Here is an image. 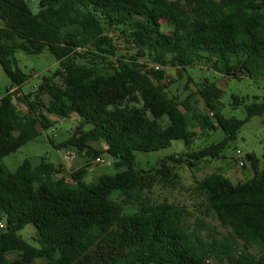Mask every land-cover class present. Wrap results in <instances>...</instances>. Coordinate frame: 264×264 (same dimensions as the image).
<instances>
[{"label":"trees","instance_id":"1","mask_svg":"<svg viewBox=\"0 0 264 264\" xmlns=\"http://www.w3.org/2000/svg\"><path fill=\"white\" fill-rule=\"evenodd\" d=\"M18 50H49L60 64L22 96L28 116L14 104L28 81ZM201 63L226 77L264 79V0H0V64L12 81L0 99V264H210L211 255L216 264H264V168L254 154L247 156L252 178L236 184L214 172L197 183L201 201L191 205L153 202L150 180L137 169V151L173 141L191 150L194 128L219 129L225 138L187 152L189 164L218 159L252 117L264 114L263 98L246 106L245 120L226 118L224 91L208 80L183 101L172 97L163 67L171 64L183 77ZM196 96L207 113L183 111ZM73 115L77 131L57 147L84 157L78 169L26 160L11 172L3 164L38 137L29 117L47 130L51 116ZM105 155L115 171L87 180L93 161ZM191 208H204L224 231L205 236L191 223ZM29 224L39 246L20 235Z\"/></svg>","mask_w":264,"mask_h":264},{"label":"rangeland","instance_id":"2","mask_svg":"<svg viewBox=\"0 0 264 264\" xmlns=\"http://www.w3.org/2000/svg\"><path fill=\"white\" fill-rule=\"evenodd\" d=\"M35 13L38 12V4L32 6ZM163 29L169 33L171 28L164 22ZM120 52H124L126 45L122 40H117ZM18 68L28 76V81L14 93V104L17 106L20 115L28 116V110L22 101V96L38 88L43 77L51 76L60 69V64L56 57L45 50L38 55L27 54L21 50L16 52ZM166 72V82L169 85V93L179 101H183L190 93H195L206 80L215 82L224 94L220 100L222 113L226 118L245 120L247 118L246 106L254 101H262L264 98V79L252 80L247 76L226 77L211 70L207 65L201 63L195 67H189L187 72H183V77H179L177 67L169 64L163 67ZM12 81L5 73L0 64V99L7 94ZM235 98H239L244 103L235 104ZM183 111L190 113H207L200 96H196L192 104L182 107ZM29 122L37 125L39 135L36 139L22 146L18 151L3 158V164L9 171L14 172L23 162L29 160L34 166L44 160L56 165L67 164L66 172L78 169L84 163V157L77 152H72L70 148H58L59 143L70 138L77 130L80 119L73 115L70 119H61L51 116L54 124L47 130L41 129L38 122L29 117ZM196 133L194 144L191 150L207 147L214 143H219L225 138L221 130L203 132L199 128L193 129ZM104 146V145H103ZM187 150L181 141H173L168 148L154 151H137V169L150 180L151 186L148 190L149 197L155 203L169 202L180 205H191L200 202L196 192L197 183L204 177L214 173L223 172L234 183H241L255 174L252 163L248 160L249 154H254L257 159V168H264V114L252 117L238 132L236 138L229 142L221 153L220 158H206L200 162H194L191 166V159L186 156ZM176 155L177 160L173 161L168 156ZM104 164H93L87 174V180H93L96 176L113 173L114 160L108 156H103ZM244 161L246 165L241 166ZM192 217L190 221L193 225H202L201 232L217 236L218 232H223V228L218 224L214 216L206 212L204 208L198 210L191 208ZM36 228L29 224L20 231V235L29 243L39 246L36 241ZM11 257L14 254L10 255ZM210 264L218 263V259L213 255L209 256ZM35 264H45L39 260Z\"/></svg>","mask_w":264,"mask_h":264},{"label":"built area","instance_id":"3","mask_svg":"<svg viewBox=\"0 0 264 264\" xmlns=\"http://www.w3.org/2000/svg\"><path fill=\"white\" fill-rule=\"evenodd\" d=\"M159 68H160V66H156V69H159ZM96 162H97L98 164L103 165L105 161H104L103 158H97V159H96ZM240 165H241V166H244V165H246V164H245L244 161H241V162H240ZM0 228H4V224H3L2 222H0ZM208 262H210V260H208Z\"/></svg>","mask_w":264,"mask_h":264},{"label":"crops","instance_id":"4","mask_svg":"<svg viewBox=\"0 0 264 264\" xmlns=\"http://www.w3.org/2000/svg\"><path fill=\"white\" fill-rule=\"evenodd\" d=\"M67 168V164L64 165Z\"/></svg>","mask_w":264,"mask_h":264}]
</instances>
